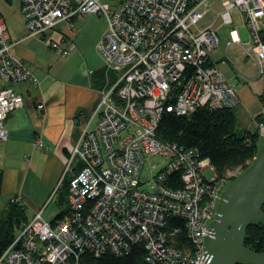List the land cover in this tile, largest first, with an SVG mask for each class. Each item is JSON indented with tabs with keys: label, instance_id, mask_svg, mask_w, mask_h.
Returning a JSON list of instances; mask_svg holds the SVG:
<instances>
[{
	"label": "built area",
	"instance_id": "built-area-1",
	"mask_svg": "<svg viewBox=\"0 0 264 264\" xmlns=\"http://www.w3.org/2000/svg\"><path fill=\"white\" fill-rule=\"evenodd\" d=\"M218 3V9L215 5ZM28 36L64 57L62 22L91 15L105 27L96 44L104 69L115 75L77 139L68 148L63 171L45 201L0 255V264H78L83 252L116 255L144 246L145 264H201L202 247L227 181L218 179L207 157L196 148L161 141L156 136L163 112L189 115L197 108H234L236 89L210 62L217 29L232 25V9L244 20L247 41L230 31L232 41L251 58L264 79L263 0H20ZM13 43L0 15V140L5 121L23 104L9 83L39 84V77L11 52ZM44 108L38 103L37 109ZM257 132H264L258 123ZM149 157L159 160L145 177ZM67 212L47 221L42 214L65 173ZM178 176L180 184L170 185ZM13 196L10 201H19ZM183 220L187 243L174 245Z\"/></svg>",
	"mask_w": 264,
	"mask_h": 264
},
{
	"label": "crops",
	"instance_id": "crops-1",
	"mask_svg": "<svg viewBox=\"0 0 264 264\" xmlns=\"http://www.w3.org/2000/svg\"><path fill=\"white\" fill-rule=\"evenodd\" d=\"M104 27L101 18L91 15L60 23L58 29L64 33L65 44L71 46L68 55L62 57L46 47L40 37L28 36L23 19L19 25L7 26L13 43L11 52L39 77L38 85L9 83L23 96V104L6 119L7 138L0 140V198L6 196L7 204L19 195L26 215L30 211L28 219L56 185L69 146L97 104L100 91L115 78L112 71L104 69L96 49ZM233 34L242 42L236 32ZM232 45L240 55L235 51L228 53ZM215 49L209 52V60L234 84L239 100L236 107L248 111L253 100L260 102V109L251 116L254 119L263 111L259 97L264 79L257 76L256 66L247 61V55L232 38L224 42L219 54H213ZM38 103L43 104L42 110L37 109ZM235 116L237 122L236 113Z\"/></svg>",
	"mask_w": 264,
	"mask_h": 264
},
{
	"label": "trees",
	"instance_id": "trees-1",
	"mask_svg": "<svg viewBox=\"0 0 264 264\" xmlns=\"http://www.w3.org/2000/svg\"><path fill=\"white\" fill-rule=\"evenodd\" d=\"M2 1L11 2V0ZM260 38L264 42V28L260 33ZM259 99L263 111L257 114L254 120L264 124V90ZM156 136L164 142L196 148L202 157L209 159L216 177L227 181L226 185L251 164L261 142V137L256 130H246L244 135H238L234 108L210 109L202 107L187 116L163 112L157 124ZM78 167L79 165L71 172L64 174L61 185L57 189L58 202L62 209L54 220L59 219L67 212L68 182L70 177L78 171ZM234 170L238 172L233 174ZM2 180L3 175L0 170V194ZM179 184L178 176L170 178V185L178 186ZM261 211L264 213V205H262ZM28 220L25 206L20 203V200L7 203L4 210L0 212V255ZM166 227L169 231L173 228H180L172 237L174 245L179 246L182 243H187L181 218H170ZM244 246L255 253L264 252V218L257 226L247 227ZM144 253L145 249L141 243L132 244L129 251L121 255H116L109 249L98 256L85 251L79 256L78 264H145Z\"/></svg>",
	"mask_w": 264,
	"mask_h": 264
},
{
	"label": "water",
	"instance_id": "water-1",
	"mask_svg": "<svg viewBox=\"0 0 264 264\" xmlns=\"http://www.w3.org/2000/svg\"><path fill=\"white\" fill-rule=\"evenodd\" d=\"M251 164L224 188L205 236L201 264H264V252L244 246L247 227L264 218V132Z\"/></svg>",
	"mask_w": 264,
	"mask_h": 264
},
{
	"label": "rangeland",
	"instance_id": "rangeland-1",
	"mask_svg": "<svg viewBox=\"0 0 264 264\" xmlns=\"http://www.w3.org/2000/svg\"><path fill=\"white\" fill-rule=\"evenodd\" d=\"M110 3L116 2V0H106ZM20 0H11L10 3H7L5 1H0V13L1 17L4 18V22H6L7 26L10 28L12 26L19 25L20 22L22 21L23 18L20 16V5H19ZM218 3L215 5V9H218ZM238 9H232L231 11V16H232V25L231 26H223L220 25L217 29V34L220 39L219 44L216 49L214 50L213 54L217 55L219 52H221L222 46L226 40H230V31L235 30L239 38L242 40V43L247 41V34H246V28L244 26V20L239 16L238 14ZM43 42V41H42ZM238 48L236 46L232 45L231 47L228 48V53H231L232 51H237ZM54 51V50H53ZM54 53H57L54 51ZM238 55L240 53L236 52ZM246 55V54H245ZM244 56V55H243ZM247 61H252L250 57L245 56ZM251 63V62H250ZM254 69L253 67H251ZM259 78H262L258 76ZM263 79V78H262ZM260 102L258 100H253L251 103L248 104V111L247 110H242L240 108L235 109V113L237 115V122H236V127H237V133L239 136L244 135L246 130L249 131H254L255 125H256V131H257V125L258 123L255 121L252 115H255V112L260 109ZM235 108V107H234ZM256 123V124H255ZM260 136V134H259ZM260 138V137H259ZM259 143V140L257 141ZM159 160L154 157H149L146 159L145 164L143 165V172L145 173V177L147 175L152 174L155 172L154 170L150 171V167L153 164H157ZM238 172L237 170H234L232 173L235 174ZM6 196L2 195L0 198V212L4 210V208L7 206L6 204ZM8 203V202H7ZM62 209V206L58 202V191L54 194V196L50 199L48 205L43 211V218L47 221H52L54 220L55 216L60 212ZM27 215H30V211L27 210ZM32 216V215H31ZM31 218V217H30Z\"/></svg>",
	"mask_w": 264,
	"mask_h": 264
}]
</instances>
